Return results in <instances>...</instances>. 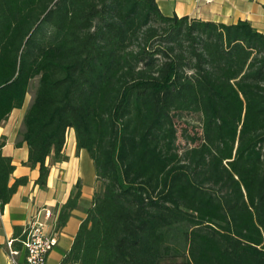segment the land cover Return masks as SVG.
Returning a JSON list of instances; mask_svg holds the SVG:
<instances>
[{
    "label": "trees",
    "instance_id": "1",
    "mask_svg": "<svg viewBox=\"0 0 264 264\" xmlns=\"http://www.w3.org/2000/svg\"><path fill=\"white\" fill-rule=\"evenodd\" d=\"M35 77L16 145L36 183L69 128L98 181L62 262L264 264V33L164 15L155 0H0V122ZM182 113L200 132L182 128L180 147ZM4 143L0 210L27 182L9 184ZM25 235L14 227L13 246Z\"/></svg>",
    "mask_w": 264,
    "mask_h": 264
},
{
    "label": "crops",
    "instance_id": "2",
    "mask_svg": "<svg viewBox=\"0 0 264 264\" xmlns=\"http://www.w3.org/2000/svg\"><path fill=\"white\" fill-rule=\"evenodd\" d=\"M164 15L187 16L222 22L235 23L248 20L259 32L264 33V0H155ZM31 103V102H30ZM30 103L26 100L21 108L13 109L0 122V139L5 143L2 154L9 156L14 170L9 176V184L16 178L26 176L27 182L19 185L0 210V264H10L7 242L13 238L14 227L24 228L40 208H48L52 215L46 220V230L55 235L56 244L49 251L46 264H58L69 250L80 222L91 205L98 181L92 159L85 149H77L74 131H66L62 149L63 159L54 161L52 155L46 158L49 168L46 185L36 183L39 167L27 163L28 147L20 146V131L23 130V116ZM78 186V187H77ZM79 188L80 196L76 206L62 226L57 225L61 206ZM21 247V246H20ZM20 247H16L20 249ZM19 264H25L23 251L16 256Z\"/></svg>",
    "mask_w": 264,
    "mask_h": 264
},
{
    "label": "built area",
    "instance_id": "3",
    "mask_svg": "<svg viewBox=\"0 0 264 264\" xmlns=\"http://www.w3.org/2000/svg\"><path fill=\"white\" fill-rule=\"evenodd\" d=\"M52 215L48 208H40L24 227L25 239L20 249L13 246V239L7 242L10 264H19L16 256L23 251L25 264H46L49 251L55 246L56 238L46 230V220ZM58 264H78L59 262Z\"/></svg>",
    "mask_w": 264,
    "mask_h": 264
},
{
    "label": "rangeland",
    "instance_id": "4",
    "mask_svg": "<svg viewBox=\"0 0 264 264\" xmlns=\"http://www.w3.org/2000/svg\"><path fill=\"white\" fill-rule=\"evenodd\" d=\"M36 85H37V77L33 78L30 82L29 91L25 97L26 104L31 102ZM174 121L178 130L177 143L180 147L189 144L181 135L182 128H186L187 134L191 135L193 138H196L198 136V133L200 132L198 114L182 113L180 115L175 116ZM180 260L181 259H177L178 262H180Z\"/></svg>",
    "mask_w": 264,
    "mask_h": 264
}]
</instances>
